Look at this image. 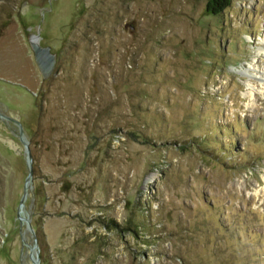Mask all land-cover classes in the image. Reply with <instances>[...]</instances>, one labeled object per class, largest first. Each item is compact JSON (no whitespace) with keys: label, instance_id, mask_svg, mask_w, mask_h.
<instances>
[{"label":"rangeland","instance_id":"1","mask_svg":"<svg viewBox=\"0 0 264 264\" xmlns=\"http://www.w3.org/2000/svg\"><path fill=\"white\" fill-rule=\"evenodd\" d=\"M263 40L264 0H0V264H264Z\"/></svg>","mask_w":264,"mask_h":264},{"label":"water","instance_id":"2","mask_svg":"<svg viewBox=\"0 0 264 264\" xmlns=\"http://www.w3.org/2000/svg\"><path fill=\"white\" fill-rule=\"evenodd\" d=\"M28 45H29L30 51L32 52L33 60L41 75L42 80H47L54 73L56 63H57L56 54L51 52L50 47L40 45L38 35L30 34L28 37ZM0 118H5V117L0 115ZM20 136H22L21 131H20ZM21 142H22L23 147L25 148V153L27 157V167H28L27 177L25 179L21 199L19 202V210L22 211L24 210V203L26 200L25 198L27 194V188L32 178V164H31V157L29 154L27 144L24 143L23 141ZM28 228L32 232L31 228L30 227ZM32 264H38V258L36 254H35V257L32 258Z\"/></svg>","mask_w":264,"mask_h":264},{"label":"trees","instance_id":"3","mask_svg":"<svg viewBox=\"0 0 264 264\" xmlns=\"http://www.w3.org/2000/svg\"><path fill=\"white\" fill-rule=\"evenodd\" d=\"M205 3V11L211 15H219L228 9L232 0H202Z\"/></svg>","mask_w":264,"mask_h":264},{"label":"bare ground","instance_id":"4","mask_svg":"<svg viewBox=\"0 0 264 264\" xmlns=\"http://www.w3.org/2000/svg\"><path fill=\"white\" fill-rule=\"evenodd\" d=\"M263 41H264V40H263ZM257 51H258V53H261V52L264 53V49H263V48H258ZM251 70H252V69H251ZM247 71H248V70H247Z\"/></svg>","mask_w":264,"mask_h":264}]
</instances>
